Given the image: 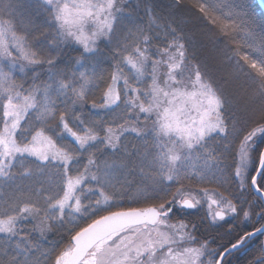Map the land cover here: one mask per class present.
<instances>
[{"label": "snow or ice", "instance_id": "1", "mask_svg": "<svg viewBox=\"0 0 264 264\" xmlns=\"http://www.w3.org/2000/svg\"><path fill=\"white\" fill-rule=\"evenodd\" d=\"M194 7L0 0V264H228L264 235L214 248L186 219L203 200L229 233L264 222V20L248 0Z\"/></svg>", "mask_w": 264, "mask_h": 264}, {"label": "trees", "instance_id": "2", "mask_svg": "<svg viewBox=\"0 0 264 264\" xmlns=\"http://www.w3.org/2000/svg\"><path fill=\"white\" fill-rule=\"evenodd\" d=\"M149 2V0H141V3ZM150 2L157 4V5H168L172 3V0H150ZM251 5V12L257 19V21L264 20V14L260 10L256 0H248ZM16 5H19L21 10L23 9H32L34 0H14ZM196 0H183V7L186 12H188L192 17L198 15L195 11ZM160 8H157V11H160ZM35 23L40 26L41 29L51 31L48 29L44 23L43 16L35 17ZM206 55L208 53H205ZM68 55L71 57H75L78 55L77 52L69 51ZM220 68L221 71H227V68H221L220 65H216ZM99 73L104 77V81H108V76L111 72L110 62L105 61L101 65L98 66ZM98 87L93 89L92 92V99H94L98 104L101 103V97L105 88V84L101 82H97ZM103 115V112L100 113ZM106 119L108 117H105ZM190 187L195 191L199 192L200 188H207L209 193H219L225 197L235 198L239 195L235 184H204V185H197L193 184ZM247 195V194H246ZM216 198H219L217 196ZM194 215L191 217H186V219H191L194 222L198 223L201 228V235L207 236L209 239H214L215 243L212 245L214 248H218L222 245H227L230 241H234L235 238L246 231H252L254 227H258L260 223L258 222L255 217H253L252 221H245L242 216H237L232 219L231 224L228 226L231 228V232L229 233L225 228H217L216 226H212L209 224L207 217V207L204 201L202 200L201 206L193 210ZM67 233H60V234H51L49 236V241L57 242L60 244L61 247L66 246L68 243ZM262 243V235H257L255 238L251 240L248 244L247 250H241L234 252L230 257L227 258L228 264H250L251 261L255 259L256 256L259 255V247ZM48 244H45V247H48Z\"/></svg>", "mask_w": 264, "mask_h": 264}, {"label": "water", "instance_id": "3", "mask_svg": "<svg viewBox=\"0 0 264 264\" xmlns=\"http://www.w3.org/2000/svg\"><path fill=\"white\" fill-rule=\"evenodd\" d=\"M256 2L259 5L261 11L264 13V0H256ZM263 242H264V235H263Z\"/></svg>", "mask_w": 264, "mask_h": 264}]
</instances>
